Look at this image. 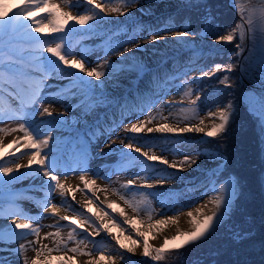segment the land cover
I'll list each match as a JSON object with an SVG mask.
<instances>
[{
	"label": "snow or ice",
	"instance_id": "snow-or-ice-1",
	"mask_svg": "<svg viewBox=\"0 0 264 264\" xmlns=\"http://www.w3.org/2000/svg\"><path fill=\"white\" fill-rule=\"evenodd\" d=\"M192 0H185V3L191 4ZM199 4L203 0H196ZM44 3H47V0H44ZM66 3H69V7H79L81 4L86 3L87 5L92 6V14L86 15H72L70 12L60 13L57 8V12L47 11V23L51 26L48 29L49 33H60L65 31V26L68 25L69 21H75L81 26H87L88 28L92 27V24L97 25L102 22H111L106 21L107 13H116L119 16H131L132 13L128 5L135 6L138 4V0H119L115 6L105 5L103 3H95L94 0H66ZM40 0H24L22 5H18L15 9H8L6 5L0 3V94H3L7 89L9 95L19 96L18 84L25 78L32 77L35 74L40 73H58L64 72L68 74V79L72 85L70 94L73 98H77V93L80 97H83L80 102V107L84 108V114L87 115L89 111L97 107H106L107 99L103 95H97L95 90L99 88L106 79H115L120 73L125 71H134L138 65H129L128 60L125 59L126 54L130 53L133 49H144L147 50L145 45L137 42L134 38L130 39L128 43L131 47H123V51H120L118 48L109 49L111 52H114L117 58V61H122L124 65L119 70L113 66V61L107 59V53H105V58L103 59V65H97L96 67H86L87 60L81 54V58L77 59L75 55H71L67 49L64 52L61 51L63 43H55L44 35H37L38 33H43V29L38 26L39 21L34 17L29 15V12L38 8ZM264 4V0H262ZM57 7V6H53ZM123 9V10H122ZM46 9H41L45 11ZM143 11V9H141ZM206 16L204 17L205 21L211 23L212 16L211 10L205 9ZM259 16V28L256 27L253 23V18L250 16L245 24L243 17H241V22L236 24L234 28L227 31V34H220L219 30H213L209 34L215 35V41L213 42L216 45L219 44H230L237 38L239 43L235 45L238 52L242 53L246 48V40H250L252 47L248 49V56L245 58L247 67L244 68V71H250L253 74H258V78L261 80L262 85H264V6L260 8ZM91 22V23H90ZM117 23H120L117 20ZM247 28V31L245 30ZM148 38L146 44H151L157 42L160 39H168L169 37H186L189 35L187 29L178 32H172L168 29H147ZM163 33V35H161ZM46 45V53L44 54L43 49ZM257 49H259V54L257 55ZM236 53H234L235 55ZM71 55V58H69ZM54 58V59H53ZM237 66L234 64H228L224 69L227 72L233 71ZM222 66L220 64L215 65V72L221 71ZM215 72L208 71L204 72L203 76L213 77ZM74 78V79H73ZM199 79V78H197ZM44 83L41 79L37 85L36 89L32 93L33 99L30 104H35L38 102L37 97L40 95L39 84ZM220 84L225 87H230L229 76L224 75L220 80ZM69 92L57 93L56 96L51 97L49 102L50 104L55 103H65V97ZM201 97L197 96V100H200ZM195 103V102H193ZM215 103V102H213ZM86 104V107H85ZM249 108L248 111L250 115L256 120L257 128L259 129V135L261 137V142L264 143V96L253 95L248 99ZM30 107V105H28ZM36 110L31 109V112L34 113ZM42 119L37 124L34 120H29L26 124H20L19 129L25 133L23 137L25 143L23 147L26 149H34L29 155L26 165L15 163V170L12 167L0 166V189L4 186L10 184L17 176L21 175L19 169L24 168L27 171H34L38 178H41L44 183L49 186L50 190L59 189L60 196L63 198L66 196L67 192H75V189H72L70 186L66 187L65 184L61 183L59 177L54 174L58 168L60 160L58 158V145L55 142V137L52 136V130L58 129L63 131L65 126L68 125L67 120V105H65V110L53 113L50 110V106H45L40 112ZM210 118V127L200 126L204 124V121H200V125H193L192 127L185 126L183 128L169 127L167 125H161L157 128H147L146 133H153L158 131L161 133H187L194 131L196 133H203L206 138H218L225 136L228 131L232 119L235 115V106L231 101L227 103L224 107H218L216 111H209L207 113ZM79 121H77V124ZM115 123V121H113ZM46 126V127H45ZM16 129H12L15 131ZM144 126L142 123H132L130 128L125 129V138L128 139V143H124V139H120V143L123 145V150H128L129 152L140 153V158L147 157L151 161H160L163 165L170 167L171 169L177 170V172L186 171L187 168L196 165L197 159H194L192 156L184 155L183 159L177 163L169 164L167 159H163L161 156L151 155L149 156L148 152L142 151L141 147H137L134 143L131 142V136L127 134L130 132L132 134H139L144 132ZM43 135L42 140L38 139L39 136ZM94 132L89 133V137L94 136ZM79 139V134L77 136ZM51 141V143H50ZM13 144L17 141H13ZM114 141H110L107 145L109 148H112ZM205 153H197V157L204 156ZM208 159L216 161V170H213L210 177H207V172L204 175L207 177L203 183V195H207L209 192L218 191V195L211 198L210 202L213 204V208L210 212H205L207 203L205 202L202 206H196L193 210H188L186 215L190 218L191 230L181 231L177 229L175 235L170 238L165 236L164 243L161 247H153L149 244L147 238L142 240V256L150 257L153 261L159 262L164 259L165 249H168L169 244H172L170 251H178L181 248H185L188 245L195 244L201 240L206 239L209 235L214 234L221 226L225 227V230L229 234V238L236 244H240L243 241L250 238V231L240 229L235 226H228L227 221L230 219V215L233 212L234 205L242 193V186L239 183V180L235 177H232L226 180L224 183H220L218 178V173L226 165L227 157L223 155L220 150L211 151L207 154ZM36 166L33 169V166ZM81 172L86 170L81 168ZM167 171V169H164ZM80 180L84 181L85 186L88 185V181L85 180V175H80ZM167 179H179V176H161L159 177V183L162 185L163 182ZM94 184L95 181L93 180ZM192 183V182H190ZM211 184L212 187L209 188L208 185ZM135 185L134 180L127 181V187L131 188ZM217 185L219 188L217 189ZM147 189L153 188V185H146ZM190 189L187 187L181 192L182 196L187 197L190 195ZM171 193V190H168ZM125 199L123 195L120 197ZM74 199V197H73ZM125 203H129L130 207L134 212H141V209L136 204H131L128 200H125ZM162 207L167 210L168 204L173 205V210L177 206V201H174L171 194L167 196V204L164 200H161ZM111 207V204L108 205ZM187 205H180V207H185ZM51 210L53 216L57 215L60 211V208L55 203L51 201L46 202L43 207V212L48 213ZM0 212H3V208L0 207ZM12 219L8 223L7 228L0 227V246H7L9 242L17 243L19 239H23L25 233L37 235L39 234V227H33V221L30 217H25L23 219H17L16 217L20 214L12 213ZM108 213H104V216H107ZM121 215H124L121 211ZM161 219H157L154 222L148 224V231H151L153 228H156L157 231H163L164 228L171 225L178 224L177 216H166L161 213ZM62 220H69L70 217L63 216L60 217ZM97 219L102 220V217H97ZM148 220L152 221V215L148 214ZM88 221H81L80 228L83 229V226ZM115 223V221H113ZM128 223H131V219L128 220ZM107 229V226H104ZM76 228L73 225V231ZM101 231L99 225H97V234ZM110 233V229H107ZM138 233V238L132 240L133 245H139L141 243L140 237H146V233L140 229H135ZM47 236L52 235L47 233ZM58 235V233H57ZM5 237H9L10 240H6ZM131 239V236L128 237ZM155 238V237H154ZM69 239H72V233H69ZM114 239L119 240V237H114ZM33 243L34 242H29ZM46 247V246H45ZM121 248H126L128 252H134V248H129L123 242L120 243ZM19 251L16 253L19 255L20 252H23L25 249V244H18ZM37 255L32 259L31 264H48L49 259H57V257H50V255L45 256L44 260H40V250L37 249ZM53 249H48L50 254ZM71 251L79 253L80 248H72ZM155 253V255H153ZM90 255V253H88ZM123 258V257H122ZM58 259L63 260V257ZM0 264H9L8 261L0 258ZM24 264H28L27 259L24 260ZM88 264H98L97 261L91 260Z\"/></svg>",
	"mask_w": 264,
	"mask_h": 264
},
{
	"label": "rangeland",
	"instance_id": "rangeland-1",
	"mask_svg": "<svg viewBox=\"0 0 264 264\" xmlns=\"http://www.w3.org/2000/svg\"><path fill=\"white\" fill-rule=\"evenodd\" d=\"M14 1L15 0H0V3H3L4 5L7 6L8 9H10L12 7ZM49 1H51V0H49ZM102 1L104 2V4L106 6L107 5L115 6L119 2V0H102ZM125 2H126V0H125ZM171 2H173V6L176 5V8L161 10V11L154 10V6L157 4L171 3ZM197 4L198 3L196 2V0H192L191 4L185 3V0H138V4H136L135 6L128 5V7L132 6L135 9H137V8L143 7V6H147V7L152 6V5L153 6L150 7L149 9L146 8L142 12H136L132 16H129V18L127 20L121 21L120 23L115 25L108 32H107V23L106 22H102L99 25L93 23L92 27L88 28L87 26L79 25L75 21H72V22L69 21L68 25L65 26L64 32L49 33L48 31H46L43 33H38L37 35H44V36L48 37L50 39V41L53 42V46L55 45V43H61V42L63 44L65 42L71 43L70 44L71 49H70V51H68L71 55H77V53H79V50H82V55L87 60V63L85 65L86 67H95L97 65L102 66L103 65V59L105 58V53H107V59H109V60L114 59L113 60V66L117 70H119L120 66H122L124 64L122 61L118 62L115 53L111 52L109 49L118 48L120 51H123V47H129L130 48L131 45L128 43V41L130 39L134 38L137 42L145 45V47L147 49L146 51H149L150 54H157L159 51H161L160 49L153 47L152 43L151 44L145 43L147 38H148L147 29L152 28L153 30H155V29H157V26L159 24L167 23V24H165V26H161L160 29H168V30L174 32V31L181 30L182 28L185 27L184 30L185 29L188 30V28H189L188 23L184 22L187 19L181 20L176 25L168 23V22H176V21H179L176 19L184 18L183 12L187 13V12L195 9L197 7ZM240 4H242V3H240ZM16 7L17 6H15L13 9H15ZM71 8L76 9V7H71ZM260 8H261L260 6H251L246 10L247 11V13H246L247 19L251 16L253 18V23H254V25H256L257 28H259V16H260L259 10H260ZM70 13L74 16L75 15L92 14V6L88 5L81 10H77L75 13L74 12H70ZM180 15H181V17H180ZM111 17H113V13H107L106 14V21H108ZM137 26H138V28H141L143 30L142 36L139 37L137 35V32H134L130 36L125 35L127 32L130 33L132 31V29L134 27H137ZM192 27H194V25H192ZM93 31H98V32H93ZM192 31H193V34H195L199 39H201V42H199L198 45H193V46H188L187 48H183V51L189 49V50H192V52H195L196 49H200V54H201V58H200V62H199L200 64L190 67L185 72L175 74V72L177 70H179L182 66H184L185 62H188L190 64H195L194 61H191L194 58L193 59L192 58L186 59L187 57L184 55V59H182L180 62L175 64L173 66V68H168L165 77L161 80V82H159L157 84V86L154 88V91L146 98V100L143 101V104L141 106L140 105L139 106L134 105L133 107H135V108H132L133 109L132 111L130 110V112H126L125 115H119L120 121H118L119 122L118 125H113L109 129H107L108 137H116V138L118 136L121 137L123 134L120 132L118 126L123 127L129 123H133L136 121L138 122L140 119L146 118V117H148V120L151 122L157 121V122H163V123L168 124L174 120L173 118H171V117H173V115L169 116V111H170V108H172L171 107L172 105H175V107H174L175 108V116L174 117H175L176 123L183 125V126L200 124L201 120L204 121L206 119V117L208 116L207 113L209 111H215V110H217L218 107H224L227 105L228 102H225V103H222L220 105L213 107L212 109H210L207 112L202 113V112H199L198 109L195 107H189V108L183 107L181 104V102L185 99L192 100V101L197 100L196 99L197 96H201L205 92H208L213 96H217V90L215 89V87H217L219 90H221V88L224 86V85L220 84L221 79L218 78L215 81V85H212L209 88L205 89L204 91H201V90H199V87L197 86L196 82L190 81V80L196 78L198 75L203 74L206 71V68L201 67V63L209 55V53H210L209 50L211 48L214 49V48L223 46V44H224V43H222V44L216 45L211 41L212 38H209L206 34L196 32L193 29H192ZM85 33H88V34H85ZM104 35H105V37L100 39V40L104 39V41H102L103 44L98 43L99 40L96 42H93V43L91 42V40L94 37H97V36L103 37ZM161 35H163V33H161ZM213 39H215V38H213ZM166 40L167 39H160L158 41L163 42ZM112 41L115 44H111L112 45L111 46L110 43ZM105 43H107V44H105ZM181 44H184V43H181ZM66 46H67V44L65 43L61 49L62 52H64L63 49ZM108 46H110V47H108ZM95 47H97V48L95 49ZM251 47H252V44H251ZM95 50H96V52H95ZM136 50L145 51L143 48L142 49H136ZM43 52H44V54L46 53V45H45V48L43 49ZM175 54H176V52L172 53V54H168L167 57L173 56ZM236 54L239 58L238 52H236ZM258 54H259V49H257V55ZM71 55H69V58H71ZM100 55H102V56H100ZM187 56H189V55H187ZM247 56H248V52L246 53L245 58ZM134 58L135 57H128L125 59H127L128 64L131 65V64H133ZM139 62H140V60H139ZM246 66H247V64H246ZM214 69H215L214 65L211 66L210 68H208L209 71H213ZM237 73H238V79L241 78L240 73L239 72H237ZM252 75L258 78V74L252 73ZM34 78H36V80L42 79L44 81V83L39 84L41 87H40V95L37 97V100H38L37 103L32 104L30 107H28L27 103L26 104L23 103V105L21 106V109L23 110L24 115L22 117L10 118L9 117L10 114L7 113L6 114L7 120H6L5 114H3L0 111V144L3 142V140H6L9 137L14 136L15 134L19 133L21 131L19 129L20 124L23 123V124L27 125L29 120H34L36 123H38L39 120L37 119V117L40 116V112L42 111V108L50 105V102H49L50 98L57 95V94H54V91H52V90L55 89L56 86L58 87L59 85H61L60 79L64 80V81L69 80L67 73H64V72H58V73L48 72L46 74L40 73L33 78H31V77L25 78L22 80V82L27 83L25 85L30 87L31 83H34V82H30V80H32ZM230 81L231 80L229 78V83H230ZM20 82H19V84H21ZM239 83H240L241 88H242L241 97L243 98V100L245 101V103L247 104V106L249 108V104H248L249 97H251L253 95H256V96H262V95H260L257 91H255L253 89H248L247 87H245L244 84L241 82V80L239 81ZM261 84H262V82H261ZM70 90L75 91L74 89H72V85H70V87H68V88H65L64 92H69V94L65 97V103H55L53 105H55L58 108H63V109H65V105H67V112L72 113V112L78 111L80 114L78 119L82 118L83 116H85L84 108L80 107V102H81V99H83V97H79V100H77V102L74 104V106L69 107L68 97L70 96ZM95 92L97 95H103L107 99V106L115 104L116 98H115V96H113L111 94V92L97 91V90H95ZM78 95H79V93H77V96ZM173 95L174 96L178 95V97L175 96V98H173V101L171 103L169 100ZM6 97H10V98L13 97V95L8 94L7 89L0 96V105L3 107V109H5V107H7V105L5 104V100H4V99H6ZM7 99L10 100L9 98H7ZM85 107H86V104H85ZM97 108L89 111L87 115H92ZM31 109H35L36 111L34 113H32ZM127 111H129V109ZM203 126L204 127H210V121H207L206 123H204ZM12 129H16V130L12 131ZM74 131H76L75 128H68L67 129V132H69V133H72ZM95 134H98V132L96 131ZM125 136H126V134H125ZM204 137H205L204 134L201 133L199 138H197L195 140H200V139H203ZM43 138H44L43 135L38 137V139H40V140H42ZM131 138H132L131 141H133V143L136 144L137 146L144 147L147 150H149L151 152H155L156 154H158L156 151V149L158 148V145H154L153 143H146L144 141L138 140L137 134H133L131 136ZM112 139H114V138H112ZM60 140L61 139L58 137L55 138V142L57 145L60 144ZM15 141H17V143H20V140L18 138L15 139ZM126 141H128V139H126ZM185 141L186 140H181L179 142L174 143V147L172 149V159L175 160L179 164V162L183 159L184 155H189V156H192L194 158V156H196L197 153L203 152V153H205V155L202 157H204L205 159H207L210 162H215V166L213 167V169L210 170L209 173H207V177H210L212 171L216 170V163H217L216 161L208 159L206 154L210 151H208L207 149H200L199 150L197 148H194V149L192 148V151H186V152L184 151L183 152L181 149L177 148V146L181 142H185ZM12 142H10V143H12ZM97 142H100V140H98ZM101 142L103 143V139L101 140ZM193 143H191L190 146H192ZM84 146H85V143L81 139H79V144L77 145V147L78 148H84ZM96 147L97 146H95V148H93L92 150L94 151L96 149ZM154 148H155V150H154ZM27 150H29V149H27ZM111 150L116 151V147L113 146L111 148ZM16 151H19V150H16ZM16 151H14V144L12 143V144H10V147L7 148L2 153V155H0V159L5 158L7 155H13V152H16ZM106 152L107 151H104L103 153H106ZM24 153L25 152L21 151L18 155L14 156L13 159H10V162L5 166L12 167L14 169V171H16L15 170V163H20V164L22 163ZM96 153L97 152L92 153V154L94 156H96ZM73 159H74L73 155H71L70 162L73 161ZM115 160H114V163H105L100 168L101 174H104V173L107 174L105 176V179L102 178L105 181L104 183H100L97 176H95L97 172H94V173L93 172H88V173L83 172L86 174L87 180H89L88 181L89 182L88 187H90L92 194L99 192L101 188L102 189H108L109 188V189L117 190V188L115 186L117 177L121 176L122 174H124L126 172H129L128 168H129L130 162H129V158L125 157V156L124 157H122V156L117 157V158H115ZM116 162H118V166L115 165ZM138 162H139V160L136 161L135 163H138ZM113 166H115V167H113ZM200 168H201V166L197 167L196 171L197 170L199 171ZM110 169H112L114 171L113 175L108 174ZM201 169L205 170V168H201ZM19 172L21 173L20 169H19ZM83 173L81 172V170L79 168H75V167H72L71 171L69 173L56 171V175L59 177L60 181L64 177L70 178L73 175L78 176V175L83 174ZM132 173H129V174H132ZM169 175L175 177V176H178L179 173L176 170H170ZM109 176H112V177L110 178ZM134 177H136V175H134ZM207 177H206V179H207ZM16 178L10 184H8V186L27 183V182L28 183L30 182V184H33L34 188H32V191H30L33 195L32 196L27 195V199H28L27 202H30L31 204H37L38 207L43 208L45 206L46 203L42 202V200L46 201L45 199H43L45 196L57 197L59 194V189L50 190L49 186L46 183H44L41 178H38L36 176V174L34 173V171L31 172L30 174H28L27 176L21 177L19 179H16ZM93 180L95 181L94 184L92 183ZM178 183H179V185L183 184L179 180H178ZM222 183H224V182H221V184ZM84 185H85V183H80V182L76 184L77 189H79V190H83ZM202 186L200 188L191 190L190 195L187 196V197H189L192 194H199L196 196L197 200L195 201V205L206 196V195L202 194L203 193V187ZM208 187L211 188L212 185L209 184ZM218 188H219V185H217V189ZM0 192H2L1 189H0ZM140 192L141 191L139 189H130L129 193H130L133 200H128V199L127 200L131 204H136L141 209H143V211H141L139 213L134 212L133 210H132V212L134 214L138 215L139 217H144L145 221H149L148 220V214L149 213L152 215V221H153L157 218H161V213H163V215H166V216L169 214L177 215V214L182 213L188 209L186 207H180V204L178 203V201L180 200L179 196H175V198L172 197L173 200L175 199L174 201H177V206L175 207L174 210H173V205H171V204H168L167 210L165 208H163L162 204H161V200H164L165 204H167V196L169 194H171L169 192H168L169 193L168 195L166 194L163 197L154 196V195H151L149 193H147L146 195L141 197ZM85 194H89V193L85 192ZM17 195L18 194H15V193H9V192L4 193V192H2L0 194V198H2V199L17 198L16 197ZM135 199H136V201H135ZM53 200H55V198ZM9 206H10V210L12 212L18 213V214L21 213V212L17 211L18 206L9 205V204L1 205V207L3 208V211H5L6 214L3 215V213L0 212V227L5 228V229L7 228L8 225H6L4 220L7 219V215L9 213V210L7 209V207H9ZM191 207H193V206H190L189 208H191ZM67 209L70 211H73L72 208H67ZM41 211H39V213L37 214L38 216L35 215L33 217V220L35 219L34 222H37L38 227L42 230L44 228V225H45V222H46L48 215L47 216L42 215V214L40 215ZM106 212L112 216L111 224L123 225V223L126 222L125 217H122L121 215L113 213L114 211L108 209ZM83 215L90 219V220H88L87 218H84V221H88L89 225L93 226V228L95 230H97V225H99V224L94 219V217H92L91 215L89 216L88 214H83ZM83 215H82V217H83ZM19 219H22V217H20ZM113 221H115V223ZM69 230H73V225L67 226V227H61V224H59V226H55V228H53L51 230V232H49L51 234H55V237L52 241L47 240V242H43V240H41V236H39V235L38 236L36 235L35 238H32L30 241H25L26 236H27L25 233L24 238L19 239L18 242L16 243V244H19V243L25 244L24 251L20 252L19 255H17L16 253L19 251V249L11 250L12 256L15 259H21L20 261L16 262L17 264H24L25 259H27L28 264H31L32 257H34V255L37 254V251H36L37 249L42 248L43 243L47 247V250L53 249V250H59L62 252L68 251L71 253L81 254V255H86L88 253H90V255H92V254H96L97 252H99V251H96V249L94 247H91L92 241L89 238V236L84 234L82 231H80L77 228L73 233L71 232L72 233V239H69V237L67 238L66 237L67 234L69 235V233H70ZM57 233H58V235H57ZM78 235L82 239H77L80 242H78V241L74 242L73 238L75 236H78ZM42 236H45V235L43 234ZM5 239L9 240V237H5ZM103 239H111V238H110V236H108V237H105ZM97 240L100 241L99 239H97ZM29 242H34V244L29 243ZM163 243L162 244H160V243H149V244L152 245L153 247H161L163 245ZM77 247L81 249V251L79 253L71 251L72 248H77ZM169 247H172L171 243L169 244ZM4 251H7V250H4ZM165 252H166V249H165ZM9 254H10V252H9ZM153 255H155V253H153ZM12 256L10 255L11 260H13ZM140 257H142V255H137L133 259H137ZM148 258H150V257H148ZM133 259H131V263H132Z\"/></svg>",
	"mask_w": 264,
	"mask_h": 264
},
{
	"label": "bare ground",
	"instance_id": "bare-ground-1",
	"mask_svg": "<svg viewBox=\"0 0 264 264\" xmlns=\"http://www.w3.org/2000/svg\"><path fill=\"white\" fill-rule=\"evenodd\" d=\"M24 0H15L12 7L10 9H13L15 6L23 4ZM70 2V0H69ZM95 3H103L102 0H94ZM57 7H53V6ZM88 6L86 3L81 4L79 7H76V9H72L69 7V3H66V0H47V3H44V0H40L39 7L30 11L29 15L31 17H34L37 21H39L38 26L43 29V32L48 31L49 27H51L47 23V11H52L54 13L57 12V8L59 9L60 13L63 12H76L77 10H81ZM153 6V5H152ZM152 6H143L135 9L134 7H129L132 15L135 14L136 12H142L147 8L149 9ZM176 8V5L173 6V2L171 3H163V4H157L154 6V10L156 11H161V10H167V9H174ZM41 9H46L45 11H41ZM131 15V16H132ZM129 16H119L116 13H113V17H111L107 23V32L111 30L117 23V20L120 22L123 20H127ZM185 28V27H184ZM184 28L178 31H183ZM178 31H174L178 32ZM189 35L186 37H169L166 41L163 42H154L152 43V46L155 48L160 49L157 54H150L149 51H140L133 49L130 53L126 54L125 58L128 57H135L133 64L131 65H138V67L134 71H125L120 73L115 79H106L103 84L97 88L96 90L98 91H107L111 92V94L115 97H119L121 101H126L129 102L128 106L130 105H137L139 106V103H142V101L146 100V98L154 91V88L156 85L161 81L162 75L168 70V68L172 67L176 62L181 61L184 59V52L183 48H187L188 46H193V45H198L199 42H201V39H199L191 30H189ZM99 37H95V39H92L91 41L94 42L98 39ZM183 39V40H182ZM212 42L215 41V39H211ZM184 43V44H181ZM198 48V47H197ZM175 55L168 56V54L175 53ZM200 53V49H196L195 55ZM47 53H45L46 55ZM82 51L75 55L77 59L81 58ZM190 58H195L191 57ZM200 57V56H198ZM197 57V58H198ZM112 59L111 61H113ZM140 60V62H139ZM124 67H127L126 65H122ZM120 66V68L122 67ZM96 67V66H95ZM119 68V69H120ZM38 74H35L31 78L35 77ZM246 78L252 83V84H259L258 80L253 79L254 77L250 74H245ZM41 79L34 78L30 80L31 83L30 88L32 89L33 87L36 88L37 83ZM69 81V80H67ZM67 81H62L63 83H66ZM27 87V86H25ZM40 89V86H39ZM31 95L33 91L29 90ZM22 96V97H21ZM178 97V95H175ZM173 95L170 98V102L172 103L173 98H175ZM264 96V94L262 95ZM23 97L26 98V101L32 100L33 97H28L26 91H23V93L20 95L19 98L15 99L16 102H18V107H20V101L23 100ZM80 97V96H78ZM77 98H73V96H69V107L71 105H74L77 100ZM13 98V97H11ZM15 102V103H16ZM50 110L53 111V113L64 111L65 109L63 108H57L56 106L50 104ZM121 107V108H120ZM169 111V116L173 115L174 120L171 121L170 123H163V122H151L148 120V117L140 119L138 122H133V123H142L144 126L145 131L142 133L137 134L138 140L144 141L146 143H153L154 145H158V148L156 149L157 153L151 152L147 150L144 147H141L142 151L148 152L149 156L151 155H157L161 156L163 159H167L169 161V164L171 163H177L175 160L172 159V149L174 143L177 141H181L184 139L188 140H194L199 138L201 133H196L194 131H190L187 133H179V132H174V133H161L158 131H154L153 133H146V129L151 127V128H157L158 126L161 125H167L169 127H175V128H183L185 126L192 127L193 125H180L177 124L175 121V105L171 106ZM114 109V110H113ZM123 108L122 104L120 103V106L118 107H112V106H106V107H98L95 112L92 115H85L81 120L78 119L80 116L78 111L69 113L67 112V120L71 126L77 125L79 129H86L87 132H91V130H96L101 128L102 133L100 134L101 136L96 138L92 142L91 149L95 148L96 149L93 151V153H96V156L91 154L89 156L90 158V163L88 161V167L90 171H97V178L100 181V183H104L105 181L102 179V174H101V166L107 162H112L116 157L120 156L121 154H125L129 159L131 158V163L128 168L129 172H126L122 174L121 176L117 177L115 186L117 190L114 189H103L95 195H85L82 193L81 190L77 189L76 184L77 183H84V181L80 180V175L76 176L73 175L70 178L64 177L61 180V183L65 184L66 186H73L72 189H75V192H67L65 197H61L60 194H58L57 197L55 196H45L44 199L47 201L52 200L53 203L59 206L60 211L57 215L53 216L51 214V210H49L47 219H46V225L45 228L42 230V233L45 236H42L41 239L43 242H47V240H53L55 237V234H52L50 236H47L46 234L51 232V229L53 228V225L62 223L67 220H62L60 217L67 216L70 217L69 221L75 224L76 227L80 229V231L88 232L89 238L91 239V247L93 246V243H99L100 244V251L97 252L96 254H86V255H81V254H73L71 252H60V251H51V253H48V250H40V260L43 261L45 256L50 255V257H57V259H49L48 264H88L89 261L95 260L98 262V264H130L131 259H133L137 255H141L142 253V240L144 238H147L149 243H160L162 244L164 242V237H171L176 234L177 229L181 231H188L191 230V223H190V218L187 217L186 213L188 210H193L196 206H202L205 202L207 203V207L205 208V212H210L211 209L213 208V204L210 202L211 198L218 195V192H209L201 201H199L195 206L188 208L182 213H179L175 216L178 217V224L177 225H169L168 227L164 228L163 231H157L156 228H153L151 231H148V224L151 222H154L157 218L153 221H145L144 217H139L138 215L134 214L132 212V207L128 203H125V200H133L129 190L127 187V181L128 180H134L135 185L133 186L134 188H138L140 192V196L146 195L149 191H154L157 194H161L163 192H166L168 190H174L179 187L178 180H187L186 182H200V184L204 183L205 177L204 173L207 172L209 173L210 170L213 169L215 166V162H210L204 157H197L194 156V159H197V163L201 168L198 171H196L197 166L193 165L190 168H187L186 171L179 172V179H167L163 182L161 185L159 183V177L161 176H170L169 172L170 170H175L171 169L170 167L163 165L162 162L160 161H151L148 160L147 157L144 158H137V154L141 155L140 153H134V152H129L128 150H123V145L120 143V139H124V143H128L129 141H126L125 139V129L130 128V125L132 123H129L123 127L118 126L120 132L123 134L120 139H116V137H108L107 135V128L110 127V125L117 124L119 121V115L123 113ZM216 111V110H215ZM104 117L102 118V115ZM42 119V117H41ZM40 119V120H41ZM77 121L79 123L77 124ZM115 121V123H113ZM207 121H210V118L207 116L206 119L204 120V123ZM40 122V121H39ZM200 125V124H197ZM203 126V125H200ZM46 127V126H45ZM67 127L65 126V129L63 131L55 129L52 131V136L55 138H62L61 143H60V148L64 145L66 141H69L70 145L76 144L79 140L77 139V134H70L66 133ZM81 131V130H80ZM25 136V133L21 130L17 135H14L13 137H9L6 140H3V142L0 144V155L10 147V142L14 141L15 139H19L20 143H15L14 144V151L19 150V152H25L23 155V161L21 164L26 165L29 155L31 154L32 150H27L26 148L23 147V144L25 143L23 137ZM114 138V139H112ZM103 139V143L101 140ZM100 140V142H97ZM110 141H114L113 146L116 147V151L111 150L107 145L109 144ZM51 142V141H50ZM133 143V141H131ZM68 143V145H69ZM100 144V145H99ZM99 145V146H98ZM136 145V144H135ZM16 146V147H15ZM137 146V145H136ZM93 147V148H92ZM140 147V146H137ZM155 150V148H154ZM79 152H76V158L79 156L80 157V163H76L75 161L73 163H69V166L73 165H79L81 168L85 169L84 165L86 164L85 158L81 159L82 156V151L77 150ZM104 151H107L106 153H103ZM18 152V151H17ZM138 163H135L138 161ZM178 164V163H177ZM93 169V170H92ZM164 169H167V171H164ZM21 170H25L24 168H21ZM87 171V169H85ZM202 170L201 173H198ZM177 171V170H176ZM133 172V173H132ZM132 173V174H129ZM55 174V173H54ZM85 175V180L86 174ZM105 176V173L103 174ZM136 175V177H134ZM89 181V180H87ZM146 185H153V188L147 189ZM60 192V190H59ZM121 195L125 197V199H121ZM165 194H163L164 196ZM162 196V197H163ZM74 197L73 202H71ZM140 197V198H141ZM161 197V196H160ZM55 198V200H53ZM66 200L68 206L75 208V209H83L82 211H86L90 214L93 215L97 223L99 224L101 231L97 234V230L93 229L90 225L84 224L83 229L80 228V222L83 221L82 218L78 213H74L73 211L71 212L70 210L67 209L62 204V201ZM136 201V199H135ZM111 204V207L108 205ZM25 208L24 210L26 211V214L29 215L31 220L33 221V227H36L38 224L34 222L33 217L39 213L40 210L43 208L39 207L35 204H30L25 201L24 203ZM105 207V208H104ZM110 209L114 211L115 214L121 215V211H123L124 215H121L122 217L126 218V222L123 223V225H118V224H111L112 216L108 214L107 216H104V213H107L105 209ZM11 210L9 209V214L6 220L4 222L6 225L10 222L12 219V214ZM38 216V215H37ZM102 217V220L97 219V217ZM167 216H174V215H167ZM18 220V216L16 217ZM131 219V223H128V220ZM3 224V223H2ZM107 226V229H110V233L107 231V229L104 228V226ZM135 229H140L141 231L146 233V237H140L141 243L139 245H133L132 240L138 238V233H136ZM110 236L111 239H103L105 237ZM119 237V240L114 239V237ZM131 236V239L128 237ZM155 237V238H154ZM32 238H35V235L32 234H27L26 236V241H30ZM99 239L100 241H98ZM123 242L125 245H127L129 248H134V252H128L126 248H121L120 243ZM9 242L8 244H10ZM44 245V243H43ZM37 254L34 255L33 258L36 257ZM59 257H63V260L58 259ZM123 257V258H122ZM0 258H3L4 260L8 261L9 264L12 262L10 261L9 255L3 251H0Z\"/></svg>",
	"mask_w": 264,
	"mask_h": 264
},
{
	"label": "trees",
	"instance_id": "trees-1",
	"mask_svg": "<svg viewBox=\"0 0 264 264\" xmlns=\"http://www.w3.org/2000/svg\"><path fill=\"white\" fill-rule=\"evenodd\" d=\"M211 10V23L205 21V9ZM183 19H189L194 29L209 34L213 30L220 33L231 30L237 24L236 13L230 8L228 0H206L199 8L185 13ZM212 35V34H210ZM237 38L227 44L224 53H217L208 58L206 63L220 64L221 71L213 77L201 79L199 87L204 89L216 78L222 79L228 74L230 87L222 89L217 98L207 97L199 104L201 110H208L221 102H234L235 115L228 133L223 137L207 138L203 144L189 149L220 150L227 157L224 176H235L242 186V193L237 199L228 226L239 227L250 231V238L240 244L234 243L224 226L214 234L195 244L188 245L178 251L165 252L159 264H264V143L261 142L256 120L250 115L248 106L241 97L242 88L239 83L237 67L229 72L223 66H237ZM232 52V53H230ZM215 102V103H213ZM193 199L185 202H192Z\"/></svg>",
	"mask_w": 264,
	"mask_h": 264
},
{
	"label": "water",
	"instance_id": "water-1",
	"mask_svg": "<svg viewBox=\"0 0 264 264\" xmlns=\"http://www.w3.org/2000/svg\"><path fill=\"white\" fill-rule=\"evenodd\" d=\"M233 1L234 0H229V3L231 5V7L233 8V10L237 13L238 18H239V22H241V17H243L245 24H246L247 20L245 19V17L242 14V9H238L234 5ZM244 1H252L255 4L264 5V4H262V0H244ZM245 30L247 31L246 27H245ZM249 47H250V40H246L245 50L242 53L239 52V73H240V77H241L240 80L244 84V86L247 87L248 89H253V90L257 91L258 93H260L261 95H263L264 94V85L261 84V81L259 82V84H252L251 83L252 81L250 80L251 81L250 82L248 80V78H246V76H245V74H247L248 71H244V68L246 67L244 58H245L246 53L248 52Z\"/></svg>",
	"mask_w": 264,
	"mask_h": 264
}]
</instances>
